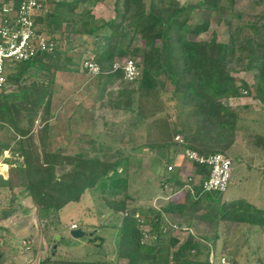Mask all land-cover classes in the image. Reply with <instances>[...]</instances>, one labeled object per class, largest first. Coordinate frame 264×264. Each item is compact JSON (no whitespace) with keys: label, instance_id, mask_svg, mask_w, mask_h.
Segmentation results:
<instances>
[{"label":"trees","instance_id":"trees-1","mask_svg":"<svg viewBox=\"0 0 264 264\" xmlns=\"http://www.w3.org/2000/svg\"><path fill=\"white\" fill-rule=\"evenodd\" d=\"M22 1L0 0V9L3 4L11 3L9 19L13 21ZM102 1L40 0L41 12L33 22L38 32L50 36L54 49L27 61L15 62L18 66L12 64L5 68L14 71L6 75L5 83L16 85V93L4 94L0 90V129L10 133L6 142H0V154L8 151L15 160L5 162L6 172L0 168V195H4L0 201L5 205L1 219L9 220L19 212L26 215L19 203L22 198L30 200L39 220L47 222L54 218L58 221L66 205L78 203L84 193L100 181L105 207L112 214L122 215L118 227L113 226L118 231V261L214 264L219 239L225 243L224 238L240 226L253 228L257 234L264 232V192L260 197L262 204L252 203L235 193L227 194L236 181L232 163L226 191L205 192L201 184L208 178L210 167L191 163L198 179L178 206L169 202L161 210L151 206L129 208L127 202L132 198L127 193L128 177L117 172L127 163L128 156L117 157L111 163L103 153L113 147L106 145L103 139L109 137L116 146L127 145L129 152L155 154L154 159L163 163L158 183L161 190L164 187L176 190L177 186L187 184L179 170L184 149L199 156L221 154L229 158L228 151L239 145L241 139L262 152L260 169L264 174V110L260 120L246 121L247 106L228 104L230 99L251 97L264 108V14L236 10L238 0H197L182 4L177 0H115L114 16L104 20L91 12L92 5ZM190 11L199 12L202 22L189 24ZM213 15L226 27V42L217 41L214 34L204 40L197 39L207 32ZM66 34L93 39L91 56L82 62L91 60L99 69L96 76L88 74L83 66L79 80V64H73L61 47L60 38ZM117 59L133 60L140 77L127 81L121 69H113ZM46 63L72 81L76 91L93 79V86L89 84L86 88L91 91L94 104H98L95 110H103L104 115L113 117L123 114V120L117 124L107 123L101 115L92 122L90 138L79 139L83 147L77 152L51 150L54 136L59 133L52 122L54 119L51 120L59 104L55 105L53 100L55 79L43 76L28 88L17 84L29 68L41 70ZM241 73L251 76V85L233 76ZM166 83L171 85V95L181 106L177 124L166 116L157 118V114L164 111L160 98ZM36 120L40 125L37 142L32 136ZM145 123L150 133L144 142L136 144L134 133ZM260 129L263 132H259ZM68 134L73 135V131L69 130ZM175 136L183 143L175 141ZM169 165L174 168L173 172L167 171ZM57 168L61 169L58 175ZM125 168L123 166L122 170ZM164 195L170 193L167 191ZM164 224L167 231H163ZM47 225L43 226L44 230ZM23 226L19 224L18 229ZM143 226L147 230H143ZM173 229L187 231L186 239L180 241L171 235ZM0 230L5 233L3 227ZM84 237L89 239L88 234ZM95 240L93 235L88 241ZM225 247L221 248L222 255L226 254ZM11 258L0 246V264ZM36 264L117 263L100 258L77 261L45 255Z\"/></svg>","mask_w":264,"mask_h":264},{"label":"rangeland","instance_id":"rangeland-1","mask_svg":"<svg viewBox=\"0 0 264 264\" xmlns=\"http://www.w3.org/2000/svg\"><path fill=\"white\" fill-rule=\"evenodd\" d=\"M115 0H103L102 2L92 5L91 12L96 18L104 20L111 19L113 14V4ZM179 3L195 2L197 0H177ZM236 10H246L253 14H264V0H238L235 6ZM203 18L197 11H190L187 14V21L189 24H197L202 22ZM207 32L201 34L197 39L204 40L210 35L214 34L219 42H226L227 34L226 27L222 22L217 21V17L213 15L209 19ZM47 35V34H46ZM48 36V35H47ZM57 36H55L56 38ZM190 38V37H189ZM61 47L66 53V56L72 59L73 64H79L80 76L83 72L82 61L85 58H90L92 41L91 37L83 35L66 34L61 38ZM141 47L142 45H139ZM91 61V60H89ZM84 64V63H83ZM18 66V63H13ZM7 67V66H6ZM11 67V65H9ZM14 71L9 68L6 70V75L13 74ZM53 77L55 79L56 91L53 96L54 104L57 105L51 120L56 126L57 132L54 140L51 143V150L62 149L66 153L73 154L77 152L79 147H83L80 138H90L92 131V124L102 115L103 120L107 123L112 122L117 124L123 120V114L113 117L110 114L104 115L103 110H95L98 104H94V98L91 91L86 87L92 85V80L89 79L84 83L79 90L73 89L75 84L65 78L60 72L46 63V67L41 70H36L35 67L29 68L27 73H24L18 80L17 84L23 88H28L38 80ZM237 79H243L247 84L251 85L252 80L249 74L233 75ZM79 80L82 76L78 77ZM86 80V77L84 78ZM4 94L16 93V85L5 83L2 88ZM172 87L166 83L161 94L160 101L163 104L164 111L157 114V118L169 117L177 124L178 115L181 111V106L178 99L171 95ZM89 92V93H88ZM229 105L232 106H247V112L244 114L247 120H260L261 112L264 108L254 101L251 97H242L230 99ZM61 105V106H60ZM60 106V107H59ZM62 107V109H60ZM93 122V123H92ZM97 130L100 129V121H98ZM254 125H251L253 129ZM39 121L36 120L32 130L34 141H38ZM250 129V130H251ZM72 130L73 135H69L68 131ZM259 132H263L261 129ZM150 131L147 125H140L134 133V141L136 144L144 142ZM10 133L6 130L0 129V142H6ZM73 138V139H72ZM80 139V140H79ZM79 140V141H78ZM106 145L112 146L113 149H106L103 153L111 163L118 157H127V163L123 164L117 172L123 176L127 175L128 189L127 193L132 198L127 202L129 208L146 209L151 206L155 210H161L165 203L172 202L174 206H178L184 194L188 191L185 186L176 187V190H171L164 187L162 190L158 188L159 176L162 174L161 164L157 161L155 154L148 152H129L127 145L117 144L113 145L110 138L103 139ZM82 144V145H81ZM119 146V147H118ZM86 147V146H85ZM119 149V150H117ZM117 151H121V154ZM228 156L231 159L232 168L234 169L236 181L232 183L233 186L228 188L227 194H236L238 197H244L252 203L262 204L260 200L261 194L264 192V174L261 172V161L263 158L262 152L251 146L247 141L241 139L239 145L232 147L228 151ZM14 157L11 153L6 151L0 154V168L6 172L8 165L6 161L14 162ZM154 162V163H153ZM161 164V165H160ZM125 166L126 170H122ZM172 171L170 172H173ZM61 169H56L58 175ZM179 170L182 178L192 172L191 167L184 160L179 159ZM124 171V172H123ZM125 174V175H124ZM111 176V173H109ZM108 182V181H107ZM237 185H236V184ZM105 189V187H103ZM170 195H164V193ZM175 191V192H174ZM174 192V193H172ZM105 195L100 186V181L95 187L81 197L78 203H69L65 206L59 220L54 218L48 219L47 222L39 220L35 207L29 199L19 198V203L26 215L20 212L11 217L9 220L1 219V212L5 209L3 201H0V246L6 249L7 255L11 260L6 261L5 264H36L37 260L45 255L56 256L60 259L66 260H96L103 259L109 263L126 264L124 261H118L116 255V242L118 238V227L120 222V214H112L103 202ZM4 195H0V200H3ZM119 198V197H118ZM139 217L136 214L135 217ZM141 221V218L139 219ZM19 224H23V228L18 229ZM48 224L47 230L43 226ZM77 225L86 234H90L89 239L95 236L94 242L88 241L87 237L74 239L70 236V226ZM164 224L163 231H167V225ZM142 229L147 230L146 226ZM171 235L176 236L180 241L187 237V231H178L176 229L170 230ZM245 235H248L245 237ZM58 238L55 240V237ZM149 236H146V242ZM248 237V238H247ZM219 239L214 255V264H218L220 259H223L221 264H264V232L257 234L252 228L240 226L233 231L230 236ZM225 245L226 254L220 253L222 246ZM53 246H55L53 250Z\"/></svg>","mask_w":264,"mask_h":264},{"label":"built area","instance_id":"built-area-1","mask_svg":"<svg viewBox=\"0 0 264 264\" xmlns=\"http://www.w3.org/2000/svg\"><path fill=\"white\" fill-rule=\"evenodd\" d=\"M12 4H3L0 9V90L6 82V66L15 62L27 61L37 54L49 53L54 49V42L43 32H38L33 18L41 12L40 0H23L15 11L13 21H10L9 14L12 12ZM88 74L96 76L99 73L98 67L91 61L84 62ZM113 69H121L127 81H133L140 77V70L135 62L130 59L115 60ZM175 141L183 143L179 136H175ZM183 160L187 163L192 172L187 176V184L184 186L191 190L192 185L198 179L194 174L191 163L205 164L210 167V173L201 184V189L205 192L226 191L231 173V160L221 154L209 156H199L196 152L188 149L183 150ZM172 166L167 167L171 171ZM76 229V225H71L70 230ZM213 258L210 256V261ZM223 263L220 259L219 264Z\"/></svg>","mask_w":264,"mask_h":264},{"label":"water","instance_id":"water-1","mask_svg":"<svg viewBox=\"0 0 264 264\" xmlns=\"http://www.w3.org/2000/svg\"><path fill=\"white\" fill-rule=\"evenodd\" d=\"M86 235L85 232H83L81 229L77 228V229H74V230H71L70 231V236L74 239H80V238H83L84 236ZM88 236L90 237L91 236V233L88 234ZM58 238V236L55 237V240ZM55 246H53V250H54Z\"/></svg>","mask_w":264,"mask_h":264},{"label":"clouds","instance_id":"clouds-1","mask_svg":"<svg viewBox=\"0 0 264 264\" xmlns=\"http://www.w3.org/2000/svg\"><path fill=\"white\" fill-rule=\"evenodd\" d=\"M75 225V224H74ZM78 227L76 226V229H77Z\"/></svg>","mask_w":264,"mask_h":264},{"label":"crops","instance_id":"crops-1","mask_svg":"<svg viewBox=\"0 0 264 264\" xmlns=\"http://www.w3.org/2000/svg\"><path fill=\"white\" fill-rule=\"evenodd\" d=\"M99 3V2H98ZM97 4V3H96Z\"/></svg>","mask_w":264,"mask_h":264}]
</instances>
